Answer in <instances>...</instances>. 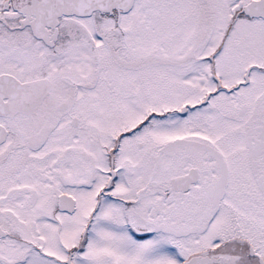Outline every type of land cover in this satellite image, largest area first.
Returning a JSON list of instances; mask_svg holds the SVG:
<instances>
[{"label":"snow or ice","instance_id":"obj_1","mask_svg":"<svg viewBox=\"0 0 264 264\" xmlns=\"http://www.w3.org/2000/svg\"><path fill=\"white\" fill-rule=\"evenodd\" d=\"M0 264H264V0H0Z\"/></svg>","mask_w":264,"mask_h":264}]
</instances>
